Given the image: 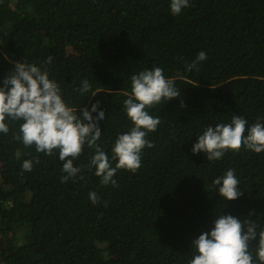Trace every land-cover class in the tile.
Here are the masks:
<instances>
[{
	"label": "trees",
	"instance_id": "trees-1",
	"mask_svg": "<svg viewBox=\"0 0 264 264\" xmlns=\"http://www.w3.org/2000/svg\"><path fill=\"white\" fill-rule=\"evenodd\" d=\"M170 3L0 0V87L14 62L35 63L70 107L90 110L99 102L106 119L98 143L110 158L118 135L134 126L123 108L132 75L161 67L181 92L149 109L161 121L148 136L154 146L143 150L135 174L117 171L116 187L88 169L94 152L87 147L74 161L84 179L63 183L58 153L15 141L21 122H9V134H0V237L7 247L4 257L0 240V264H189L192 241L211 231L215 216L243 221L252 213L264 227V153L242 149L208 161L192 152L207 127L233 115L248 127L264 123V0H189L179 16ZM201 51L206 61L188 72ZM85 79L91 90L81 95ZM25 160L33 161L31 172ZM229 169L243 195L226 202L212 182Z\"/></svg>",
	"mask_w": 264,
	"mask_h": 264
},
{
	"label": "clouds",
	"instance_id": "clouds-1",
	"mask_svg": "<svg viewBox=\"0 0 264 264\" xmlns=\"http://www.w3.org/2000/svg\"><path fill=\"white\" fill-rule=\"evenodd\" d=\"M189 6V0H171V14L179 16ZM206 59L207 54L199 52L196 59L186 65V70L199 71L200 63ZM51 62L52 57H48L46 63ZM130 80L131 91L124 92L127 99L123 108L134 126L118 135L111 158L98 143L102 135L100 122L106 119L99 102L90 110L87 107L82 111L81 108L70 107L63 99L60 85L50 79L46 69L42 70L35 63L14 62L13 70L3 80V87H0V134H9V122H21L13 139L25 147L34 146L37 152L46 156L58 153L63 165V183L70 179H84L83 169L74 166V161L81 157L85 147L92 149L94 154L90 157L88 169H95L102 185L116 187L114 177L117 171L135 174L142 166L143 150L154 146L148 136L157 130L161 121L159 117L150 115L149 109L181 96L174 81L165 77L161 67L140 71ZM90 90L87 79L77 89L81 95ZM180 106L186 107L183 100ZM242 149L264 153V123L259 118L248 127L245 118L233 115L230 123L207 127L198 136L192 152L193 155L202 152L208 161H218L227 152L239 153ZM112 161H115V166ZM22 168L31 172L33 161L25 160ZM212 183L223 201H236L243 195L232 169ZM89 198L94 205L100 202L95 192L89 193ZM252 215L250 213L249 218L243 221L231 214L215 216L211 231H203L192 241L194 256L189 264H264V227L254 221ZM253 242H256L255 246Z\"/></svg>",
	"mask_w": 264,
	"mask_h": 264
},
{
	"label": "rangeland",
	"instance_id": "rangeland-1",
	"mask_svg": "<svg viewBox=\"0 0 264 264\" xmlns=\"http://www.w3.org/2000/svg\"><path fill=\"white\" fill-rule=\"evenodd\" d=\"M72 59H73V57L72 58H70V60L72 61ZM74 73H75V75H79L80 74V71L79 70H75L74 71ZM5 167H3V166H1V172H4L5 171ZM9 175V177L7 176V175H5V177H8L9 178V180H12L13 179V177L10 175V174H8ZM0 240L2 241V243H3V248H2V252H3V256L5 257L6 256V254H7V247H6V245H5V243H4V240H3V238H1L0 237Z\"/></svg>",
	"mask_w": 264,
	"mask_h": 264
}]
</instances>
